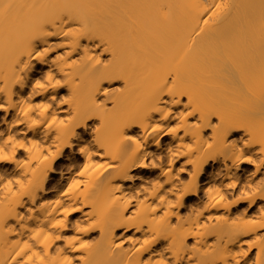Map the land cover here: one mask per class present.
<instances>
[{"label": "bare ground", "instance_id": "bare-ground-1", "mask_svg": "<svg viewBox=\"0 0 264 264\" xmlns=\"http://www.w3.org/2000/svg\"><path fill=\"white\" fill-rule=\"evenodd\" d=\"M0 264H264V0H0Z\"/></svg>", "mask_w": 264, "mask_h": 264}]
</instances>
